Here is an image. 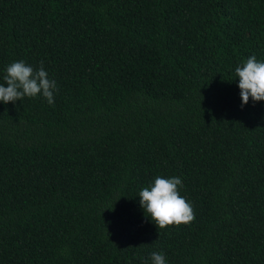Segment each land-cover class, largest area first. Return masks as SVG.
Returning <instances> with one entry per match:
<instances>
[{"label": "trees", "instance_id": "16d2710c", "mask_svg": "<svg viewBox=\"0 0 264 264\" xmlns=\"http://www.w3.org/2000/svg\"><path fill=\"white\" fill-rule=\"evenodd\" d=\"M264 0H0V84L23 60L56 81L0 102V264H264ZM6 86V85H5ZM179 177L195 220L139 204Z\"/></svg>", "mask_w": 264, "mask_h": 264}, {"label": "clouds", "instance_id": "9594fccd", "mask_svg": "<svg viewBox=\"0 0 264 264\" xmlns=\"http://www.w3.org/2000/svg\"><path fill=\"white\" fill-rule=\"evenodd\" d=\"M235 76L239 78L237 87L240 90L241 107L249 102L250 97L253 102L264 101V61L258 60L255 55L249 56L242 65L235 67ZM3 80L5 83L0 84V102L15 103L24 97L42 95L49 105L55 103L58 87L56 81L49 78L43 61L38 69L23 60L14 61L6 67ZM180 187L182 180L179 177L165 178L158 175L150 186L139 191V204L157 228L179 227L195 220L194 208L180 194ZM150 259L151 264H167L162 252H152Z\"/></svg>", "mask_w": 264, "mask_h": 264}]
</instances>
